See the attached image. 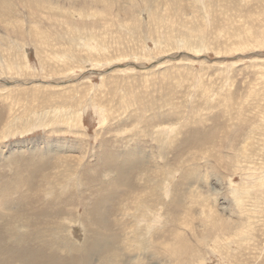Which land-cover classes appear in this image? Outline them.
Segmentation results:
<instances>
[{"label": "rangeland", "instance_id": "obj_1", "mask_svg": "<svg viewBox=\"0 0 264 264\" xmlns=\"http://www.w3.org/2000/svg\"><path fill=\"white\" fill-rule=\"evenodd\" d=\"M1 215L39 264H264V0H0Z\"/></svg>", "mask_w": 264, "mask_h": 264}, {"label": "bare ground", "instance_id": "obj_2", "mask_svg": "<svg viewBox=\"0 0 264 264\" xmlns=\"http://www.w3.org/2000/svg\"><path fill=\"white\" fill-rule=\"evenodd\" d=\"M12 195H14V194H12ZM19 198H22V197H19ZM102 201L105 203L104 200H102ZM12 203H13V201H12ZM57 204L58 203H56L55 205H48V206L49 207L51 206V209L53 211V209L55 207H58ZM60 204L61 203H59V205ZM61 205H63V204H61ZM48 206L43 208V209L47 210V211L43 212V216L47 217L49 219L51 217V215L46 216V215L51 213L48 211V208H49ZM95 208L97 210H99L101 208V205L98 202H96ZM57 214H59V213H57ZM0 217H2V215ZM56 218H58V217H56ZM10 220L11 219L9 216H5L4 223H0V264H39L40 257L42 255L45 256V259L48 258L47 260H50L52 258L55 260H58L56 258H60L63 256L62 255L63 251L61 249H58V246H59L58 244H56L57 250H54V248L52 249L51 245H50V243L52 241L48 242V241L44 240L47 237L43 231L42 232L34 231V230L30 231V229H32V227H39L42 224H39L36 222H28V220L24 221V223H26V225L25 226L23 225V227L26 228L27 230H29V232L23 233V234H18V231L13 229L16 227V226H14V224L16 223V225H17L18 220L14 219V218L11 221ZM97 220H98V216H97L96 221ZM8 221H10V222H8ZM50 221L51 220H46L43 223L47 224ZM20 224H21V222H20ZM99 225L101 227V224H99ZM94 234H95V236L91 239V241H88L87 243L85 242L86 244H85L83 249H79L78 247H76L74 245H70L69 243H65V245L68 247V249L73 251L75 255H77V256L80 255L84 258L82 260L81 264H89L92 256L107 253L108 250L111 249V244H110V242L108 243V240L104 235H99L98 232H95ZM102 236H104V237H102ZM60 245H62V243H60ZM65 245L63 243V246H61V247H64ZM36 249H38V251L34 253V251ZM51 250H53V251L51 252ZM57 251H59V252H57ZM67 255H69V254L67 253L66 256ZM69 258H72V257H69ZM88 258H90V261L88 260ZM42 260L44 261V259H42ZM55 260H53V261H55ZM107 261H109V260H107ZM68 263L71 264L70 262H68ZM43 264H47V263L43 262ZM61 264H63V263H61ZM103 264H106V261H104Z\"/></svg>", "mask_w": 264, "mask_h": 264}]
</instances>
